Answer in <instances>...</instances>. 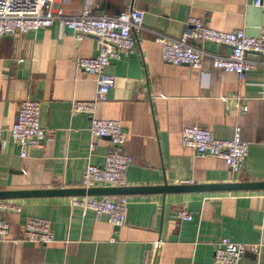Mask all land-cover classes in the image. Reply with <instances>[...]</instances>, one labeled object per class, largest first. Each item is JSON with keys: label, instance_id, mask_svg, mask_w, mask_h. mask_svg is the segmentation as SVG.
<instances>
[{"label": "crops", "instance_id": "1", "mask_svg": "<svg viewBox=\"0 0 264 264\" xmlns=\"http://www.w3.org/2000/svg\"><path fill=\"white\" fill-rule=\"evenodd\" d=\"M130 8L144 13L137 48L129 58L106 67L114 85L95 107L97 119L120 122L128 138L131 165L122 187L264 182L262 67L257 65L240 81L210 66L209 56H227L228 48L192 38L187 43L205 54L202 67L173 66L162 62L157 42L160 37L180 40L190 18L217 31L242 30L257 37L264 28V10L252 0H59L52 12L115 17ZM98 52L95 38L78 43L59 20L47 29L0 38V129L16 121L21 102L32 100L40 104V125L50 133L24 159L3 135L0 191L81 188L86 166L103 164L111 150L109 140L92 139L90 117L70 113L72 101H90L96 90L94 78L74 61ZM192 126L217 139H231L239 127L241 140L249 144L240 172L184 147L181 131ZM106 197L127 199L121 227L105 218L95 220L91 211L71 208L70 197L0 200L20 208V213L0 209L9 225L8 234L0 238V264H213L215 244L222 238L262 243L258 256L246 254L243 262L264 264V190ZM182 212L192 220L181 219ZM27 217L48 220L55 242H18ZM156 241L160 244L154 249Z\"/></svg>", "mask_w": 264, "mask_h": 264}, {"label": "built area", "instance_id": "2", "mask_svg": "<svg viewBox=\"0 0 264 264\" xmlns=\"http://www.w3.org/2000/svg\"><path fill=\"white\" fill-rule=\"evenodd\" d=\"M57 1L59 0H0V38L26 35L47 29L55 20H59L62 27L71 33L78 43L90 37L97 40L99 44L97 56L78 57L74 61L76 68L94 78L95 95L90 101H72L70 113L90 117L88 129L90 137L108 139L111 150L105 155L103 164L86 166L81 177V188L87 190L102 186L122 187L131 165V158L126 153L128 138L120 122L97 119L95 107L97 103L105 100L114 85V79L105 74L106 67L112 62L127 59L134 54L137 37L142 30L144 13L130 8L115 17H94L88 11L68 17L60 10L56 13L52 12V7ZM252 5L264 10V0H252ZM188 38L229 49L227 56H209L212 69L232 73L240 81H243L257 65L261 66L264 72V28L257 37H249L242 30L217 31L197 18H190L187 22V30L180 40L165 37L157 39L161 47L162 62L173 66L200 69L206 58L205 54L191 47L187 43ZM248 55L256 56L259 60L249 59ZM240 112L245 113L246 108H241ZM4 134L15 145L22 159L27 157L28 150L41 148L49 139L50 133L40 125V104L32 100L21 102L16 121L7 129H0V142H5ZM181 142L184 147L192 149L198 156L222 160L232 173L240 172L249 152V144L240 138L239 127L234 128L231 139H217L210 131L198 126L185 127L181 131ZM94 148L95 144L92 142L90 151ZM127 204L125 197L69 198L71 208H79L83 213L91 211L95 220L105 218L113 227H121L124 224ZM0 209L20 213L19 207L2 202ZM180 218L191 221L192 215L182 212ZM8 228V223L0 217V238L8 234ZM18 242L40 246L53 244L55 239L51 223L46 219L27 217ZM159 244L156 241L153 245L154 249H157ZM262 247V243H234L222 238L215 244L213 264H244L243 258L246 254L258 256Z\"/></svg>", "mask_w": 264, "mask_h": 264}, {"label": "water", "instance_id": "3", "mask_svg": "<svg viewBox=\"0 0 264 264\" xmlns=\"http://www.w3.org/2000/svg\"><path fill=\"white\" fill-rule=\"evenodd\" d=\"M264 182L232 183L225 185H177L157 187H102L92 189H50L31 191H0V200L25 199L38 197H82V196H116L132 193L171 194L179 192H233V191H262Z\"/></svg>", "mask_w": 264, "mask_h": 264}]
</instances>
